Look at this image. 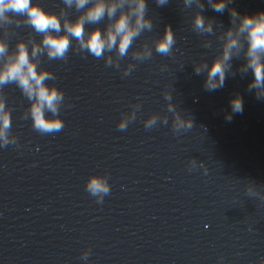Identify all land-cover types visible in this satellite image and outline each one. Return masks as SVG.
Segmentation results:
<instances>
[{
	"label": "clouds",
	"instance_id": "9594fccd",
	"mask_svg": "<svg viewBox=\"0 0 264 264\" xmlns=\"http://www.w3.org/2000/svg\"><path fill=\"white\" fill-rule=\"evenodd\" d=\"M69 6L75 4L77 9H83L89 3V0H65ZM134 4L131 13L123 11L126 4ZM159 5H164L167 0H157ZM225 5L223 2L213 5L217 12L223 11ZM146 9L145 0H116L114 3H105V0L97 2L84 15H81L74 23L64 22V31L66 35H51L50 33H60L61 23L56 15L46 13L41 8L32 5L31 0H0V21H7L6 12L17 15H26L30 25L38 32L44 34L43 46L47 49L50 59H63L70 47L69 37L75 38L80 42L82 49L88 51L96 58H101L104 51L112 50L118 42L119 55L121 57L127 54L132 41L139 36L144 29H151L150 21L144 18ZM117 13H119L117 17ZM115 18L114 23L110 25L106 34L102 35L99 28L91 31L85 40V25L96 24L105 16ZM130 15L135 16L133 24ZM235 15V12H233ZM195 25L198 29H204L203 18L196 16ZM210 31V27H209ZM241 32H247L248 35V68L254 74V79L249 84V91L256 90V98L264 99V62L261 61L258 53L264 52V12L256 16H244L240 25ZM231 37V32H229ZM174 44L173 34L170 28L165 30L163 38L156 43V52L162 56L170 54ZM237 47L235 38H230L226 44L223 58L216 59L210 67H207V80L205 88L209 91H215L224 86L225 82V62L230 59V52ZM40 49L35 47L33 55H36ZM5 52V47L0 44V55ZM151 55V53H147ZM139 58V57H138ZM197 74L201 71L196 69ZM53 79L47 72H37L36 66L30 61L27 51L23 44L19 46L16 58L8 63L3 70H0V85L9 82L17 83L23 92L30 98H35L36 103L31 108L34 127L43 133L51 134L62 130L63 122L57 118V103L63 99L62 94L55 87L49 88L44 84L45 80ZM232 113L240 114L243 112V98L239 95L230 100ZM45 109L53 114V118H46ZM231 121V114L226 116ZM155 123V120L152 121ZM10 117L4 111V106L0 103V140L8 143L5 130L10 128ZM192 119H181L176 117L174 129L188 130L192 128ZM123 123L121 128H123ZM88 191L98 196L107 194L109 187L105 180L93 176L87 184Z\"/></svg>",
	"mask_w": 264,
	"mask_h": 264
}]
</instances>
